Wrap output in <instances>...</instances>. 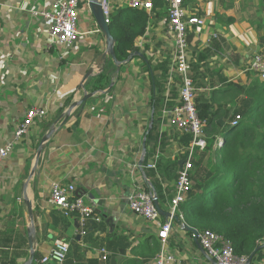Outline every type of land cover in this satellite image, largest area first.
<instances>
[{
	"label": "crops",
	"instance_id": "1",
	"mask_svg": "<svg viewBox=\"0 0 264 264\" xmlns=\"http://www.w3.org/2000/svg\"><path fill=\"white\" fill-rule=\"evenodd\" d=\"M55 1L0 0V146L28 109L48 110L46 120L37 122L0 165V264H39L57 242L69 243L67 264H155L159 227L133 213L126 198L134 184L150 183L148 170L174 193L187 150L182 133L162 116L164 148L144 163L146 133L154 124L151 66L170 67L166 98L173 97L174 88L179 102L167 6L147 11L146 32L136 39L140 50L124 63L121 77L91 92L94 74L109 60L116 62L107 37L86 1L79 8L78 41L71 48L51 46L50 21L39 13L50 11ZM186 7L205 21L188 29V35L194 32L189 52L197 63V94L211 97L225 82L245 85L255 79L250 66L256 53L264 54V0H189ZM161 73L157 70V77ZM154 148L155 143L149 146ZM150 163L155 168L146 166ZM53 181L74 183L81 195L94 200L102 220L92 221L86 235L78 234L76 217L49 203ZM169 209L167 202L162 211ZM167 218L162 214V220ZM184 225L175 217L168 239L177 264H216ZM254 257L251 264H264L263 257Z\"/></svg>",
	"mask_w": 264,
	"mask_h": 264
},
{
	"label": "trees",
	"instance_id": "2",
	"mask_svg": "<svg viewBox=\"0 0 264 264\" xmlns=\"http://www.w3.org/2000/svg\"><path fill=\"white\" fill-rule=\"evenodd\" d=\"M158 6L167 4L164 0H156L154 10ZM148 22L149 13L144 9L122 4L114 7L109 28L120 65L109 60L103 71L94 74L91 92L105 90L121 77L124 63L140 50L136 39L145 34ZM118 66H121L119 70ZM159 69L162 73L157 77ZM169 70L167 64L148 69L154 124L146 133L145 164L157 148H164V136L160 131L163 110L179 103L176 104L178 92L174 88L171 89L173 97L166 98ZM196 70L197 63L192 59L194 79ZM225 83L211 97L196 96L199 117L205 122L207 147L204 150L195 148L191 172L193 187L180 205L183 218L180 215L176 218L198 232L212 230L222 234L230 239L237 254L264 258V81L257 76L245 85ZM181 139L188 148L193 136L184 133ZM220 139L223 143L218 146ZM153 143L155 148L151 151L149 146ZM187 155L186 150L183 157ZM147 175L151 178L145 189L157 196L159 207L163 209L173 197V188L164 186L154 170H148Z\"/></svg>",
	"mask_w": 264,
	"mask_h": 264
},
{
	"label": "built area",
	"instance_id": "3",
	"mask_svg": "<svg viewBox=\"0 0 264 264\" xmlns=\"http://www.w3.org/2000/svg\"><path fill=\"white\" fill-rule=\"evenodd\" d=\"M90 0H56L50 11L42 10L39 14L49 19V43L51 46H64L71 48L80 37L79 8L83 2ZM156 0H101L106 23H110L114 7L125 4L133 8L153 11ZM167 4V29L174 40L173 70L180 77L179 103L172 109H165L163 119L180 133H188L193 136L191 145L187 148L188 155L178 172L174 185L173 197L169 204L170 216L162 220V214L155 203L156 195L147 191L140 184H134L126 201L128 208L135 214L156 224L161 248L155 257V264H177L180 260L169 250L168 239L172 229V221L183 214L180 205L188 198L189 191L193 187L191 172L193 169V155L195 148L204 150L207 147L205 134V122L199 117L196 107L197 88L191 71V56L189 53L188 29L190 25H203L205 21L188 12L186 4L189 0H164ZM250 69L264 81V55L256 53ZM48 110L44 107L34 106L28 109L23 119L15 127L13 136L0 146V165L10 156L16 143L31 132L37 122L46 120ZM223 140L217 143L221 146ZM155 168V163L146 165ZM49 203L54 205L63 215L77 218L78 234H87L92 221L100 222L101 216L95 211L93 199H87L78 192L74 183L64 184L61 181H53L51 184ZM200 246L216 262V264H251L248 254H237L230 239L222 234L204 230L198 233ZM264 244V241L262 242ZM70 251L69 243L57 242L52 249L44 254L39 264H67ZM102 259L109 258V251L102 249Z\"/></svg>",
	"mask_w": 264,
	"mask_h": 264
},
{
	"label": "water",
	"instance_id": "4",
	"mask_svg": "<svg viewBox=\"0 0 264 264\" xmlns=\"http://www.w3.org/2000/svg\"><path fill=\"white\" fill-rule=\"evenodd\" d=\"M91 3V6H92V10H93V13L96 17V20H97V23L98 25L100 26L102 32L105 34V36L107 37V43H108V52L113 56L114 60L118 63V65H120V62L117 61V58H116V54H115V40L111 34V31H110V28H109V24L106 23V20H105V16H104V13H103V6H102V3L101 2H97L95 0H91L90 1ZM194 37V32H192L191 34L188 35V41L189 43L192 41ZM260 48L257 47V50L256 51H259ZM254 51V50H253ZM252 51V47L249 49V52H253ZM107 56V54H103V57L105 58ZM41 152H39V156H40ZM184 162V161H183ZM155 203L157 204V206L159 207V204H158V199L156 197L155 199ZM160 211H161V214H166L167 217L170 216V213H164L162 211V209L159 207ZM30 213L31 215H33V212L32 210H30ZM184 227L187 229V230H190L192 231V233L195 235L196 239L198 237V230L197 229H194V228H191L190 226L188 225H184ZM31 246L33 247V244L31 243ZM118 258L115 257L113 260L114 262L117 260Z\"/></svg>",
	"mask_w": 264,
	"mask_h": 264
}]
</instances>
